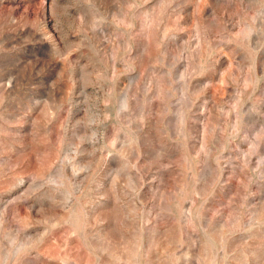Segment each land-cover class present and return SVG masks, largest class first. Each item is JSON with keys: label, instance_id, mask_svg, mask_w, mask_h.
I'll list each match as a JSON object with an SVG mask.
<instances>
[{"label": "rangeland", "instance_id": "1", "mask_svg": "<svg viewBox=\"0 0 264 264\" xmlns=\"http://www.w3.org/2000/svg\"><path fill=\"white\" fill-rule=\"evenodd\" d=\"M0 264H264V0H0Z\"/></svg>", "mask_w": 264, "mask_h": 264}]
</instances>
